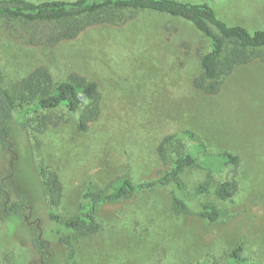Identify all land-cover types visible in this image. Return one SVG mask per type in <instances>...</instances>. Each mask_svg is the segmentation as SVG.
Returning a JSON list of instances; mask_svg holds the SVG:
<instances>
[{
	"label": "rangeland",
	"instance_id": "374dc122",
	"mask_svg": "<svg viewBox=\"0 0 264 264\" xmlns=\"http://www.w3.org/2000/svg\"><path fill=\"white\" fill-rule=\"evenodd\" d=\"M176 1L206 2L229 25L264 30V0ZM132 16L54 48L18 41L0 17V69L8 90L45 66L56 82L79 73L98 82L103 94L101 115L87 130L79 127L81 111L16 113L14 154L0 153L6 189L0 193V264H230L239 246L248 264L264 263V64L238 67L218 95H206L193 86L201 35L171 18ZM167 136L206 147L200 156L206 167L182 174L191 209L175 206L171 189L158 186L103 205L100 231L68 234V246L62 245L49 213L64 223L77 217L86 190L109 193L125 178L156 181L170 168L157 150ZM227 152L239 157L237 168L216 159ZM233 178L237 190L227 200L198 195L200 186ZM15 202L26 205L20 217L5 212ZM203 204L217 207L220 220L201 218L196 210ZM38 237L49 243V260L34 247Z\"/></svg>",
	"mask_w": 264,
	"mask_h": 264
},
{
	"label": "trees",
	"instance_id": "16d2710c",
	"mask_svg": "<svg viewBox=\"0 0 264 264\" xmlns=\"http://www.w3.org/2000/svg\"><path fill=\"white\" fill-rule=\"evenodd\" d=\"M135 12L158 15L189 24L201 35L203 41L196 50L199 55L200 73L193 79L198 91L209 95H218L225 81L241 66L254 61L264 64V30L250 32L240 25H229L219 18L209 3H184L176 0H76L45 1L0 0V17L6 21V29L18 41L34 48H54L60 43L74 41L89 28L118 26L127 24ZM166 30L169 28L166 27ZM181 44L187 54L192 47ZM103 94L100 85L85 75L71 73L63 82H56L49 69L39 66L28 76L18 80L8 90L3 84L0 69V153L14 154L12 135L16 113L26 116L35 111H55L67 108L73 113L81 111L79 127L87 130L90 123L101 115ZM56 124V123H55ZM22 128H28L21 122ZM201 144V143H200ZM193 147H195L193 149ZM189 148L175 136L165 137L158 147L162 161L169 170L156 181L134 183L125 178L111 192L86 190L81 197L76 218L61 223L53 210L50 219L56 223L54 231L62 245L68 246L66 235L87 236L103 228L98 218L100 208L105 204L129 199L135 194L155 187L171 189L174 205L190 210L191 205L183 194V172L192 167H206V147L201 144ZM223 164L239 165V157L231 153L215 156ZM220 158L224 159L221 162ZM60 190V188L58 187ZM5 185L0 187L4 194ZM237 190V181L233 178L217 187L200 186L198 195H216L219 200L231 198ZM45 194L49 193L45 191ZM23 203L8 205L5 212L20 217L25 211ZM197 214L211 222L221 218V211L210 204H203ZM38 254L49 260V243L38 237L34 241ZM230 264H248L242 255V247L230 253ZM264 264V263H261Z\"/></svg>",
	"mask_w": 264,
	"mask_h": 264
},
{
	"label": "crops",
	"instance_id": "0c3cea01",
	"mask_svg": "<svg viewBox=\"0 0 264 264\" xmlns=\"http://www.w3.org/2000/svg\"><path fill=\"white\" fill-rule=\"evenodd\" d=\"M36 3H38V2H36Z\"/></svg>",
	"mask_w": 264,
	"mask_h": 264
}]
</instances>
